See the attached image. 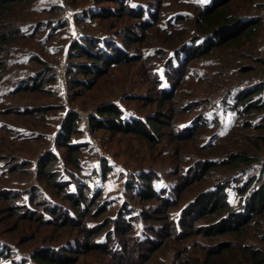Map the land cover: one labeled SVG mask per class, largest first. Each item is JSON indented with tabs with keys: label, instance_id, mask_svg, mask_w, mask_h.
<instances>
[{
	"label": "rangeland",
	"instance_id": "374dc122",
	"mask_svg": "<svg viewBox=\"0 0 264 264\" xmlns=\"http://www.w3.org/2000/svg\"><path fill=\"white\" fill-rule=\"evenodd\" d=\"M124 1L135 10H143L144 15L151 18L150 15L157 12V19L149 20L153 24L146 30L145 39L130 47L123 40L132 30L138 32V36L141 35L139 17L123 13L117 17L100 19L90 15L102 5L117 7L118 3L113 0H33L26 4L19 3L15 9L16 17L21 19L22 35L16 39L14 53L9 57L15 59L14 66L10 65L6 69L4 84L0 88V109H7L0 115V250L6 254L0 257V264H20L25 257L27 264L33 260L31 256L39 248L69 245L75 248L76 239H82L77 227L59 223V217L71 207L70 201L58 194L44 175L37 173V160L50 148L57 149L56 153L59 154L52 170L56 171L59 184L65 185L64 192L83 187L84 192L90 196V201H94V208L98 204H106L105 211L95 218H89L90 226L101 225L107 217L117 218L121 210V219H129L135 233L141 238L157 235L155 229L168 222L165 216L176 223L184 214L190 223L191 218L184 212L190 200L202 190L215 186L219 180L239 171L222 166L203 179L182 180L185 173L190 170L196 172L198 169L199 158L206 155L200 147L208 142L214 129L205 130L201 137L193 134L177 139L174 134L178 125L192 123L199 108L189 110L195 105L203 101L202 105H206L205 100L209 99L211 102L214 100L222 109L225 104L217 97L230 87L242 88L264 83V0H234V15L258 19L256 34L241 46L216 49L206 56L192 60L183 76L175 71L180 69L181 63L172 59L174 48L180 45L183 33L189 32L186 35L189 38L197 34L195 17L199 9L212 0ZM178 13L187 14L189 19L177 20L176 28L172 29L168 16L173 18ZM83 35L97 37L102 44L106 40H115V44L122 46L126 54L128 50L132 52L136 61L119 62L109 69L102 66L105 71L94 75L93 85L89 88L75 85L71 87L70 76L76 77L77 73L72 69L69 71L68 66L67 90L55 76L43 89L17 91L14 94L9 92L14 83L19 82L24 75L21 69L25 67H21L22 63L32 55L34 59L28 66H36L34 70H51L52 64L54 66L58 62V56L66 52L69 65L71 60H84L70 55L74 42L81 40ZM164 86L167 91L174 87L175 96L162 99L159 90ZM261 98L264 99L262 96ZM109 101L119 102L127 119L158 116L159 111L169 115L170 119H167L156 142H145L126 132L112 133L104 129L94 131L91 126L87 129L89 118L97 107ZM164 101L165 107L162 109L159 104ZM174 106L188 109L174 114L170 110ZM29 107L35 108L31 114L21 115L16 112ZM37 108L45 111H36ZM71 111L80 120V131L75 133L74 138L84 141L85 145L84 152L80 155L79 167L67 162L66 149L58 147L56 142L59 125ZM235 115V112L229 110L224 114L225 132L219 128L221 135L212 157L222 158L235 151H245L255 157L246 166L249 171L245 170V175L256 173L260 176L264 167V110H255L246 115L238 114L240 117L237 118ZM245 122H250V125L246 126ZM18 132L24 136L15 137ZM92 137L100 145L91 144ZM105 153H109L110 158L106 159ZM14 166L18 170H9ZM149 173L153 175L156 190L166 192L179 183L184 185L182 195L179 192L178 196L177 193L169 195L177 199V203L170 207L168 214L153 219H146L142 212H153L159 203L143 201L135 192L136 183ZM259 184L260 180H257L256 185ZM232 189L228 188L230 194ZM12 195L15 197L10 198ZM229 199L232 205L238 206L236 195ZM49 204L62 213L43 214ZM26 208L32 210L33 216L43 214V221L20 218ZM262 217L258 223L244 227L241 235L221 234L206 239L198 234H192L189 238L178 234L174 236L167 231V235L158 234L155 236L158 241L156 251H145L150 258L148 263L174 264L179 254H182L181 258L190 255L201 260L205 258L208 246L212 248L225 240L253 244L264 250L263 239L252 236L264 234V216ZM56 219L57 222H53ZM115 226L111 223L104 227L102 235L96 240L107 241L116 247L119 240L116 232L110 231L112 235L109 240L105 236L109 228ZM182 228L190 232L187 226H180ZM238 255L239 250L233 248L222 256L215 257L213 262L219 260L221 264H249L242 255L237 257ZM70 258L76 259L67 264H100L105 259H110V256L83 247L77 249Z\"/></svg>",
	"mask_w": 264,
	"mask_h": 264
},
{
	"label": "trees",
	"instance_id": "16d2710c",
	"mask_svg": "<svg viewBox=\"0 0 264 264\" xmlns=\"http://www.w3.org/2000/svg\"><path fill=\"white\" fill-rule=\"evenodd\" d=\"M33 0H0V88L4 84L3 79L5 77L6 69L11 65L14 66V60L9 58L14 53V43L16 39L22 35L20 26L21 19L16 17L15 9L19 3H29ZM112 1V0H110ZM118 3L117 7L111 8L110 6L98 7L97 11L92 12L93 17L96 16L100 19H107L109 17H117L119 14L125 13L126 15L139 17L141 22L139 23L142 30L141 35L138 36V32L129 31L126 39L123 43H127L128 46L142 42L145 39V32L152 26V22L149 20L157 19V12L152 13L149 16L144 15L143 10H135L131 5L127 4L124 0H113ZM234 0H212L209 3H205L201 9H199L197 16L195 17L196 35L186 37L189 33H183L181 35V42L179 46L174 48L172 59L179 61L181 64L180 69L175 71L183 76L188 70L189 63L199 57L206 56L216 49H221L229 46H241L248 40H251L256 34L259 22L256 17H239L234 15L232 9V3ZM104 6V7H103ZM142 13V14H141ZM148 15L149 13H145ZM92 17V18H93ZM170 20V27L176 28L175 22L177 20H187L189 16L187 14H176L173 18L168 16ZM32 36V35H31ZM98 36V35H97ZM189 36V35H188ZM99 38L85 36L82 39L75 41L71 48V56L75 58H83L84 60H71L69 65V71L72 69L77 73L76 77L70 76V84L76 87H91L93 84L94 75H100L105 70H102V66L109 69L111 65H115L119 62L133 63L136 61L135 56L128 50V54L124 52V48L115 44V40H106L105 44L99 42ZM104 41V40H103ZM130 43V44H129ZM132 43V44H131ZM103 45V46H102ZM177 45V44H176ZM120 47V48H119ZM34 59V55L26 59L22 63L21 71L24 75L20 78L19 82H15L10 88L9 92L14 94L17 91L24 90H38L43 89L44 85L54 80V66L52 64L51 70L42 69L38 70L29 67L28 65ZM41 63V61H40ZM71 75V72H70ZM158 82V79L156 80ZM74 87V86H73ZM165 87V86H164ZM160 88V97L162 99H171L175 96L172 90L167 91L165 88ZM258 95V97H256ZM264 83H257L253 86H247L238 88L236 86L230 87L221 96L217 97L225 104L224 108H220L214 100L211 102L209 99L205 100L206 105H195L192 110L199 108L197 114L194 116L191 124L178 125L175 136L177 139H181L187 136L201 137V134L205 133V130L214 129L210 134L208 142L204 143L200 150L205 151L206 155L198 160V169L195 171L190 170L185 173L182 180L191 181L195 179H203L211 172H216L218 168L225 166L231 170H239L233 174L228 175L226 178L219 180L217 184L211 188L202 190L200 194H197L192 198L184 211L186 216L191 218V222L188 223L184 214L176 223L174 220H170L169 216H165L168 220L167 223H163L155 229V233L160 235H167L166 231L170 234L180 237L189 238L192 234H198L199 236L211 239L221 234H239L244 227H249L251 224H255L261 221L264 216V167L262 168L261 175L248 174L245 170L249 171L246 166H249L255 159L249 153L245 151H235L230 153L227 157L217 158L212 157L214 154V147L219 143V128L223 130L224 114L226 111L235 112V116L252 114L255 110H264ZM162 102L159 106L162 109L165 107ZM193 104H195L193 102ZM2 106V104L0 103ZM35 108H27L22 111L18 110L19 114H31ZM188 109L184 106H174L170 109L174 114L178 112H184ZM7 109H0V115L4 114ZM44 112L45 109L37 108L36 111ZM39 111V112H40ZM173 113L172 116L173 117ZM239 114V115H238ZM160 115V116H159ZM167 119L170 116L162 112H158V116H148L147 118H126L124 116V110L117 101H109L101 104L97 107L96 111L90 116V126L92 130L98 131L104 129L107 131L126 132L131 133L144 140L145 142L158 141L159 133L163 126L167 123ZM172 119V118H171ZM79 116L73 111L69 112L67 116L63 117L60 124V131L57 133V146L63 147L66 150L67 162L79 167L80 155L83 154L84 141L76 140L74 138L75 133L79 132ZM245 125H250V122H245ZM2 129V128H0ZM10 130H12L10 128ZM225 132V131H224ZM14 135L16 133H13ZM24 136L21 132H18L15 137ZM26 138V136H25ZM86 142V141H85ZM57 149L50 148L46 153L37 160L36 170L38 174H42L46 177L50 185L56 189L58 194L64 195V198L70 201L71 207L61 215V223L63 226H75L79 229L82 239H76L75 248L72 245L52 247L45 246L37 249L32 254L31 262L27 264H67L76 258H70V255L76 253L77 249L83 247L87 249H93L99 251L102 254L110 256V259H105L100 264H149V256L146 254V250L156 251L158 241L157 235L151 237L141 238L138 233L134 231V227L129 222L130 220L121 219L122 211H119V216L115 219L105 218L101 225H89V218H95L107 209L106 204H98L94 208V201H90V196L84 192L83 187L74 188L76 190H68L64 192L63 184H59L57 180L56 171L52 170V167L57 160L59 154L56 153ZM108 159V158H106ZM27 161V160H25ZM107 162V161H106ZM11 171L18 170L17 166L9 169ZM20 171V169H19ZM195 172V173H193ZM153 175H143L139 182L136 183V194L146 202L157 201L159 206L153 211L149 212L144 210L142 214L146 219H153L160 215L168 214V210L174 204L177 203V199L169 197L171 193L178 192L182 195L184 185L178 184L173 186L171 191L156 190L153 186ZM257 180H260V184L256 185ZM134 187V186H132ZM233 192L230 194L228 188ZM66 188V187H65ZM8 193H6L7 195ZM237 196L238 206L232 205L229 197ZM15 195L10 196V198ZM9 198V199H10ZM11 200V199H10ZM55 206L51 207L49 204L45 211L49 213H55L56 215L62 213L57 211ZM51 209V210H50ZM17 212L15 211L14 214ZM23 216L20 218L37 219L43 221V214L33 216L32 210L25 209ZM58 219L53 222H57ZM196 222V223H195ZM114 223L115 228H109V231L105 234L108 240L111 239V232L113 231L118 237L117 246L110 245L109 242H99L96 238L102 235L104 227H108L109 224ZM199 223V224H197ZM182 227L190 228V232L183 230ZM153 230V228L151 229ZM259 232V231H257ZM130 233V235H128ZM156 236V237H155ZM255 239H263L264 234L252 235ZM144 246L146 249H144ZM233 248L239 250L237 257L246 259L249 264H264V250L253 244H242L240 242H234L231 240H225L218 242L217 245L208 246L205 250V258L198 260L199 257H193L185 255L181 258L182 254H179V258L175 260L174 264H221V262L213 260L217 256H222L226 251H230ZM3 254L0 250V257ZM27 258V257H25ZM24 258V259H25ZM23 261L20 264H26Z\"/></svg>",
	"mask_w": 264,
	"mask_h": 264
},
{
	"label": "built area",
	"instance_id": "2783aa9c",
	"mask_svg": "<svg viewBox=\"0 0 264 264\" xmlns=\"http://www.w3.org/2000/svg\"><path fill=\"white\" fill-rule=\"evenodd\" d=\"M67 56H68L67 52L60 54L58 56V62L54 64L55 76H56L59 84L63 83V87H65V88L67 86V84H66L67 83V68L69 66ZM66 90H67V88H66ZM89 126H90V123H87V129ZM90 140H91L90 141L91 144L95 145L97 143L98 145H100V142L97 141L95 137L90 138ZM105 155H106L105 158H110L109 153H105Z\"/></svg>",
	"mask_w": 264,
	"mask_h": 264
},
{
	"label": "bare ground",
	"instance_id": "6f19581e",
	"mask_svg": "<svg viewBox=\"0 0 264 264\" xmlns=\"http://www.w3.org/2000/svg\"><path fill=\"white\" fill-rule=\"evenodd\" d=\"M66 84H68V76H67V83Z\"/></svg>",
	"mask_w": 264,
	"mask_h": 264
},
{
	"label": "crops",
	"instance_id": "0c3cea01",
	"mask_svg": "<svg viewBox=\"0 0 264 264\" xmlns=\"http://www.w3.org/2000/svg\"><path fill=\"white\" fill-rule=\"evenodd\" d=\"M59 127H60V125H59Z\"/></svg>",
	"mask_w": 264,
	"mask_h": 264
}]
</instances>
